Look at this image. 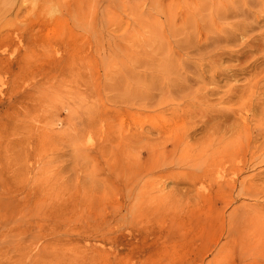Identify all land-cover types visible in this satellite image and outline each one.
Segmentation results:
<instances>
[{
	"label": "rangeland",
	"instance_id": "1",
	"mask_svg": "<svg viewBox=\"0 0 264 264\" xmlns=\"http://www.w3.org/2000/svg\"><path fill=\"white\" fill-rule=\"evenodd\" d=\"M4 1L0 264H264V0Z\"/></svg>",
	"mask_w": 264,
	"mask_h": 264
},
{
	"label": "bare ground",
	"instance_id": "2",
	"mask_svg": "<svg viewBox=\"0 0 264 264\" xmlns=\"http://www.w3.org/2000/svg\"><path fill=\"white\" fill-rule=\"evenodd\" d=\"M4 0H0V27L2 28V29H0V38H3V39H9V40H12V33L13 34H15V32H11L10 30H5L6 32H4V27L6 26V25H9V26H11V25H13V23L12 22H9L10 21V19H8L7 18V12H8V10L5 8V6H4ZM90 4H92V2L90 3ZM225 4V3H224ZM30 9V7H27L26 8V11H28ZM23 7L22 8H19L16 12H15V16H16V18H19V15L20 14H22V12H23ZM245 10V13L247 12V14H248V16L249 17H252L253 16V14H254V11H252L251 9H244ZM29 13V12H28ZM227 14L228 13H224L223 14V18L224 17H226L227 16ZM29 14H26V16H28ZM53 17H55V16H53ZM53 17H51V18H53ZM47 18V17H46ZM45 17H44V20L46 19ZM44 20H43V22H42V25H44ZM254 21H251V22H246V21H237V20H234L233 22H232V24H233V26H235V27H240V24H243V27H244V29H249L250 27H252L253 25H254ZM246 24V25H245ZM8 28V27H7ZM12 27H10V29H11ZM17 34H19L18 32H16ZM225 36H227L228 38H229V36L228 35H226L225 34ZM216 38H218V37H216ZM29 40H30V36H29ZM36 43H38V41H35L34 42V44H36ZM45 45H47V44H45ZM26 48H30V46H29V43H28V46L26 47ZM39 50V49H38ZM225 51V48H223V47H220L217 51H214L215 53H214V55H216V56H218L219 58H220V56L222 55V53ZM52 53V51H50V52H48V53H44V58H46L47 56L48 57H50L49 55ZM215 62H217V61H215ZM246 128H249L247 125H244ZM258 130V132H259V134H263L264 133V122H258V123H256V126H255ZM241 127L240 126H231L230 128H228V129H231V130H233V131H237V130H239ZM216 130H219V128H217ZM258 132H257V134H258ZM258 139V137L256 136L255 137V139H254V141H253V144H250L249 145V147H248V152L250 153V155L253 157V159L255 160V161H257L258 160V163H263L264 162V139L262 140V141H259V140H257ZM221 143H222V141H221ZM225 145L221 148V150H219V151H222V150H229L230 148H232L233 146H234V144L235 143H233V139L231 140V138L230 139H225V141L223 142ZM164 148V147H163ZM205 149V148H204ZM202 151H203V149H202ZM176 159V158H175ZM174 159V160H175ZM176 163L175 161H173V160H171V163ZM235 167H237V166H235ZM262 173H264V169H262L258 174H255L253 177L254 178H260L261 177V175H262ZM259 189H264V187H263V185L262 184H260V185H258V184H254L252 187H249V188H246V190L248 191V192H254V191H257V190H259ZM244 190H245V188H244ZM258 233H260L261 234V236H263V238H262V240L264 241V230H263V228H256L255 229ZM252 231H248V233H251ZM245 233H247L246 231H245ZM248 235V234H247ZM263 246H264V244H263ZM256 251H257V255H259V256H257V257H264V250H261V249H256Z\"/></svg>",
	"mask_w": 264,
	"mask_h": 264
}]
</instances>
